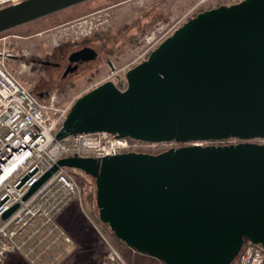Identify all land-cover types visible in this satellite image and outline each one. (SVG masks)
I'll return each mask as SVG.
<instances>
[{
  "label": "water",
  "instance_id": "95a60500",
  "mask_svg": "<svg viewBox=\"0 0 264 264\" xmlns=\"http://www.w3.org/2000/svg\"><path fill=\"white\" fill-rule=\"evenodd\" d=\"M82 1L1 7L0 33ZM94 57L84 47L70 61ZM125 76L123 90L106 81L77 98L55 139L106 132L148 143L242 142L61 158L23 199L59 167L76 168L94 181L99 221L139 254L231 264L246 241L264 249V144L248 141L264 139V0L197 13Z\"/></svg>",
  "mask_w": 264,
  "mask_h": 264
},
{
  "label": "rangeland",
  "instance_id": "374dc122",
  "mask_svg": "<svg viewBox=\"0 0 264 264\" xmlns=\"http://www.w3.org/2000/svg\"><path fill=\"white\" fill-rule=\"evenodd\" d=\"M14 1L0 0V8ZM195 2L196 0H85L64 7L54 13L0 33V37H5L8 53L13 56L6 61L8 71L34 93L32 85L38 70L32 61L33 58H43L47 52L60 45H62V51L67 53L76 45L90 43L98 50L99 55L104 56L106 61L105 63H95L99 67V74L89 84L81 85L80 90L92 89L109 80L113 82L114 76H111L109 63L115 67L113 75L119 74L120 77H125L130 68L145 60L148 54L162 42L163 33L169 34L170 30L180 27L192 15H196L195 12L190 13ZM236 2L239 1L213 0L211 3H205L197 10V13L219 5H229ZM160 13L163 16L157 17ZM153 15L157 17L156 20L146 27V31L141 35V30L145 28L146 24H149L148 22ZM98 34H101L106 41L94 40V36L96 37ZM170 35L165 36L164 39ZM114 84L122 90L124 84L126 86V83ZM41 100L46 103L56 102L63 107L76 99L50 95ZM172 143L155 144L148 147L147 150L152 151L154 149L156 152L150 153H158L168 149ZM261 144H264V139L261 140ZM82 181L87 191L93 186L91 178L90 181L82 178ZM80 199L82 201V194ZM83 206L84 209L82 210L78 203L74 202L60 210L53 218V223L57 224L59 228L61 227L73 240L74 247L72 250L66 249L64 241L55 240L53 233L51 236H46L42 243H38L36 240L30 243L32 247L37 246L33 247V254L31 252V256L36 257L35 264H66L72 258L74 264L106 263L105 254H100V250L96 246L98 234L97 226L93 225L92 207L84 203ZM98 226L103 230L105 229L101 222ZM46 229L45 227L41 228L42 236H45ZM118 247L128 264L132 262L135 264L156 263L151 259L152 257L139 254L122 244H118ZM0 264L33 263L24 260L18 254H9L3 258Z\"/></svg>",
  "mask_w": 264,
  "mask_h": 264
},
{
  "label": "built area",
  "instance_id": "2783aa9c",
  "mask_svg": "<svg viewBox=\"0 0 264 264\" xmlns=\"http://www.w3.org/2000/svg\"><path fill=\"white\" fill-rule=\"evenodd\" d=\"M212 1L196 0L190 13L197 14L199 8ZM176 29L170 30L169 34ZM169 34L163 33V40ZM0 42V262L6 255L18 254L35 264L36 257H32L31 252L33 254L37 246L33 248L30 245L35 240L42 243L46 236L54 233L55 240L64 241L66 249L71 251L74 247L71 237L53 223V218L74 202L84 209L76 177L86 181L90 178L79 169L59 167L24 200L34 181L61 158H101L130 151L144 152L158 143L117 138L106 132L81 133L56 140V131L73 102L62 107L56 102L46 103L38 98L8 71L6 61L13 56L5 46V37H0ZM109 68L111 76H114L113 84L126 83V76L113 75L115 67L112 63H109ZM235 140L230 138L228 144ZM33 171L21 184L23 177ZM15 204H18L17 208L8 217L2 218L3 212ZM44 227L47 229L42 236L40 232ZM96 231L105 246L106 264H128L102 229L96 227ZM237 264H264V249L246 241L237 256Z\"/></svg>",
  "mask_w": 264,
  "mask_h": 264
},
{
  "label": "flooded vegetation",
  "instance_id": "af4514ba",
  "mask_svg": "<svg viewBox=\"0 0 264 264\" xmlns=\"http://www.w3.org/2000/svg\"><path fill=\"white\" fill-rule=\"evenodd\" d=\"M22 0H15L8 5L21 2ZM7 6V5H6ZM84 47H90L95 51L94 59L88 61H70L72 52L78 51ZM33 63L36 67V79L32 85V91L40 98H46L50 95L63 96L64 98L77 99L86 93L91 88H84L80 90L81 85L89 84L99 74V67L95 65L96 62L105 63L103 55H99L98 50L89 44L76 45V47L67 53L62 51V45L57 46L47 52L43 58H33ZM260 138L248 140L249 142L261 143ZM230 139L222 141H209L206 144H228ZM242 142L236 139L233 143ZM191 144L187 143H172L168 147H179ZM151 150H144L150 153Z\"/></svg>",
  "mask_w": 264,
  "mask_h": 264
},
{
  "label": "trees",
  "instance_id": "16d2710c",
  "mask_svg": "<svg viewBox=\"0 0 264 264\" xmlns=\"http://www.w3.org/2000/svg\"><path fill=\"white\" fill-rule=\"evenodd\" d=\"M161 16H163L162 13H160L157 17H161ZM157 17L155 15H153L151 17L150 22H148L149 24H146L145 28H143L141 30V32H140L141 35L146 31V27H148L150 24H152L153 21L156 20ZM93 39L96 40V41L97 40H103V41L105 40L104 37L101 36V34L100 35L98 34V36H96V37L94 36ZM124 86H125V84H124ZM124 86L122 88H124ZM158 145H160V144L158 143ZM152 151L156 152L154 149ZM152 151H150V152H152ZM76 179H77V182H78V185H79L80 189H82V191H81V194L83 196L82 201H83L84 204H89L92 207L91 213L94 215V219H92V220L94 221L95 225L100 228V226H98V224L100 222L99 218H98V209H97L96 204H95V186H94V181L92 183L93 186L87 191L86 187H84V182L82 181V178H80L78 176V177H76ZM103 226L105 227L104 230H106V231H104L103 229H102V231L106 234V236L112 241V243L118 249H119L118 244H122V245L126 246L121 240H119L118 238H116L114 236V234L111 232V230L109 229V227L106 224H103ZM96 246H97V248H99L100 254L102 253L104 255L105 254V246H104L101 238L98 235H97V240H96ZM142 255H144V254H142ZM145 256H148V255H145ZM151 259L156 262L155 264H158V262H159V264H163L161 261H158V260H156L154 258H151ZM66 264H74V259L72 258V259L68 260L66 262ZM99 264H101V263H99ZM131 264H135V263L132 262ZM231 264H237V257Z\"/></svg>",
  "mask_w": 264,
  "mask_h": 264
},
{
  "label": "bare ground",
  "instance_id": "6f19581e",
  "mask_svg": "<svg viewBox=\"0 0 264 264\" xmlns=\"http://www.w3.org/2000/svg\"><path fill=\"white\" fill-rule=\"evenodd\" d=\"M20 3H21V2H18V3H15V4L11 5V6H15V7H16V6H19ZM131 140H132V139H131ZM162 143H165V144H166V142H162ZM162 143H159V144H162ZM171 143H172V142H171ZM167 144H169V143H167Z\"/></svg>",
  "mask_w": 264,
  "mask_h": 264
}]
</instances>
